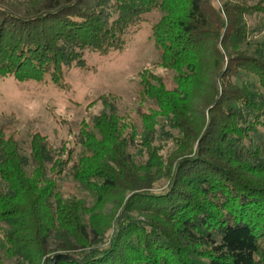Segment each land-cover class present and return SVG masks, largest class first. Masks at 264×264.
<instances>
[{"label": "trees", "instance_id": "16d2710c", "mask_svg": "<svg viewBox=\"0 0 264 264\" xmlns=\"http://www.w3.org/2000/svg\"><path fill=\"white\" fill-rule=\"evenodd\" d=\"M156 10L161 16L152 37L175 85L141 71L139 97L154 105L142 114L146 163L129 152L137 125L113 110L81 126L76 160L66 144L52 154L40 132L30 134L26 149L0 124V247L7 258L25 264H264V160L252 138L264 128V55L242 48L245 16L264 13V0L221 6L214 0H33L22 6L0 0V79L49 77L63 87L69 68H91L86 52L122 49L125 35ZM241 71L257 76L259 89L240 86ZM159 117L178 132L167 161L153 145ZM69 167L96 193V207L110 201L122 208L107 248L97 245L110 217L91 218L89 230L85 202L57 190ZM151 169L167 175L166 191L152 190Z\"/></svg>", "mask_w": 264, "mask_h": 264}, {"label": "rangeland", "instance_id": "374dc122", "mask_svg": "<svg viewBox=\"0 0 264 264\" xmlns=\"http://www.w3.org/2000/svg\"><path fill=\"white\" fill-rule=\"evenodd\" d=\"M9 1L22 6L33 0ZM223 1L225 0H214L218 6H221ZM232 1L255 4L259 0ZM160 16L161 12L158 10L147 14L138 26L125 35V45L122 49L113 50L106 55L86 52L91 68L76 66L69 68L66 85L63 87L55 85L49 77L43 81H19L13 77L0 79V124L6 126V133L21 140L23 147L27 149L30 134L40 132L48 137L52 154L56 156L61 147L67 145L68 148L74 147L76 160L82 150L77 143L81 126L84 123L92 126L97 115L104 111L111 113L113 110L137 125L139 135L136 146H132L129 152L140 164L146 163L150 155L141 141L142 114L154 105L152 101H143L139 97L141 71L148 69L160 77L168 87L175 85L174 71L162 65L161 56L155 48L152 37L153 26ZM245 20L249 32L242 48L253 54L264 55V13H248ZM235 80L240 86L259 89V79L253 74L241 71ZM259 90L264 94V91ZM158 122L153 145L161 146L159 154L167 161L176 149L173 138L178 132L170 126L165 117H159ZM252 138L254 143L262 148L264 160V128ZM249 144V141H244L246 146L244 148ZM155 170H152L156 175L152 190L166 191L169 185L167 175H158ZM150 171L146 170V172ZM57 190L65 199H79L85 202L88 212L84 215V219L89 225V230L92 228L91 218L97 216L102 220L105 216L108 219L110 217L111 225L97 245L100 249L107 248L122 222L121 216L116 218L122 213V208L118 209L110 201L100 208L96 207V193L75 180L70 167L58 180ZM130 195V192H126V199ZM130 215L144 218L137 212H132ZM4 226L7 227L6 224ZM51 248L55 249L56 245H52ZM0 252L5 264H25L18 258H7L1 247Z\"/></svg>", "mask_w": 264, "mask_h": 264}]
</instances>
